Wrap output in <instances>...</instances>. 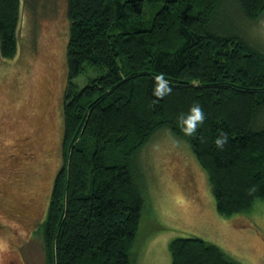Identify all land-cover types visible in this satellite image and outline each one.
Listing matches in <instances>:
<instances>
[{"label":"trees","instance_id":"16d2710c","mask_svg":"<svg viewBox=\"0 0 264 264\" xmlns=\"http://www.w3.org/2000/svg\"><path fill=\"white\" fill-rule=\"evenodd\" d=\"M22 2L0 0L4 60L15 56ZM66 9L63 158L41 225L48 264H133L145 207L137 157L163 130L190 147L220 216L264 202V50L244 34L264 0H67ZM86 65L105 74L77 89L70 82ZM162 81L171 91L158 96ZM196 105L205 118L187 135L181 121ZM168 247L171 264H240L198 237Z\"/></svg>","mask_w":264,"mask_h":264},{"label":"rangeland","instance_id":"374dc122","mask_svg":"<svg viewBox=\"0 0 264 264\" xmlns=\"http://www.w3.org/2000/svg\"><path fill=\"white\" fill-rule=\"evenodd\" d=\"M66 6L67 0H23L15 56H0V264H48L41 225L63 158ZM244 34L264 50V16ZM104 74L86 65L70 84L82 88ZM155 137L136 163L145 176V207L131 248L136 264H170V242L188 237L240 264H264V202L223 218L190 147L167 130Z\"/></svg>","mask_w":264,"mask_h":264},{"label":"clouds","instance_id":"9594fccd","mask_svg":"<svg viewBox=\"0 0 264 264\" xmlns=\"http://www.w3.org/2000/svg\"><path fill=\"white\" fill-rule=\"evenodd\" d=\"M160 88H164L166 90V92H170L171 89L167 88V82L166 81H162L160 84V87L157 88L155 90V94L160 96L165 94L164 92L160 91ZM204 114L200 108L199 105L194 106L191 109L190 115H188L186 118H182V124L186 125V127H184L182 130L187 134V135H191L192 133L195 132L196 130V126L198 122H202L204 120ZM227 141V137L224 136L223 138H217L216 140V145L217 147H222L224 145V143H226Z\"/></svg>","mask_w":264,"mask_h":264},{"label":"crops","instance_id":"0c3cea01","mask_svg":"<svg viewBox=\"0 0 264 264\" xmlns=\"http://www.w3.org/2000/svg\"><path fill=\"white\" fill-rule=\"evenodd\" d=\"M201 168V167H200ZM202 169V168H201ZM202 171L206 174V172L202 169ZM206 177H207V175H206ZM208 182H209V179H208ZM209 185H210V183H209ZM211 187V186H210ZM213 193V192H212ZM214 201V200H213ZM152 205H154V204H152ZM154 207V206H153ZM152 207V208H153ZM215 211H216V208H215ZM150 217V216H149ZM221 249V248H220ZM141 254H142V252H141ZM140 254V257H139V259L140 260H142V258L144 259V254L143 255H141ZM169 258H170V256H169ZM131 260H132V262H133V264H136V261L135 260H133V257H132V250H131ZM170 264H171V258H170Z\"/></svg>","mask_w":264,"mask_h":264}]
</instances>
